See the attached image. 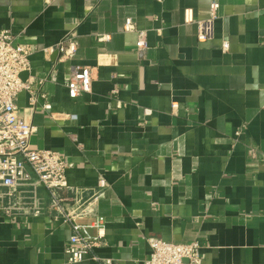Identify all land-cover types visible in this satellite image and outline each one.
Here are the masks:
<instances>
[{"label": "crops", "instance_id": "obj_1", "mask_svg": "<svg viewBox=\"0 0 264 264\" xmlns=\"http://www.w3.org/2000/svg\"><path fill=\"white\" fill-rule=\"evenodd\" d=\"M213 1L0 0V29L33 47L26 77L52 103L48 111L42 97L33 106L29 91L17 96L19 116L35 126L32 147L65 157L69 197L106 182L100 260L73 264H143L149 237L198 241L202 264H264V0H215L213 36L200 41ZM71 37L76 50L62 59L57 47ZM76 66L94 79L72 99ZM33 189L39 215L0 216V264H70L71 226L43 185L23 194Z\"/></svg>", "mask_w": 264, "mask_h": 264}, {"label": "built area", "instance_id": "obj_2", "mask_svg": "<svg viewBox=\"0 0 264 264\" xmlns=\"http://www.w3.org/2000/svg\"><path fill=\"white\" fill-rule=\"evenodd\" d=\"M53 2L54 0H47ZM219 2L211 3V17L199 24L198 38L206 41L213 36L214 19L217 15ZM186 20H193V12L187 9ZM126 30H134L133 21L128 18ZM108 39L109 36H102ZM137 48L141 55L147 48L145 31L137 33ZM229 47L223 43V50ZM58 50L65 55L76 50V43L71 37L58 45ZM34 49L29 44L16 43L15 37L9 29H0V216H11L13 212L25 210L32 214L41 213V203L35 189L32 196L23 194L26 188L43 185L50 194V207L59 217L71 226L72 233L69 243L65 247L67 261L78 263L91 258L100 260L93 250L105 237L106 220L99 214L97 202L100 191L105 187V180L100 181L99 190L85 196L76 190L73 197L64 194L69 187L66 171L69 163L64 156L49 149L32 147L31 137L35 126L25 121L18 114L17 96L23 90L30 92V102L33 106L39 103L44 110L50 111L52 103L47 100L43 92L36 93L32 87L33 78L24 77L31 69L30 56ZM55 80V75H51ZM94 79L93 69L89 66H76L66 80V87L70 98L76 99L92 90ZM46 78H42V84ZM177 109L178 104L174 103ZM241 128L237 134H241ZM97 230V235L92 230ZM150 254L143 264H202L201 245L198 241L181 244L165 241L158 237H149Z\"/></svg>", "mask_w": 264, "mask_h": 264}, {"label": "water", "instance_id": "obj_3", "mask_svg": "<svg viewBox=\"0 0 264 264\" xmlns=\"http://www.w3.org/2000/svg\"><path fill=\"white\" fill-rule=\"evenodd\" d=\"M23 76H24V77L28 76V73H27V72H25V73L23 74Z\"/></svg>", "mask_w": 264, "mask_h": 264}]
</instances>
